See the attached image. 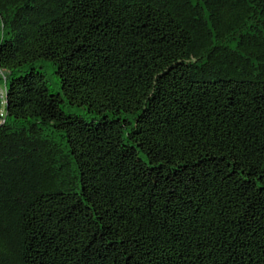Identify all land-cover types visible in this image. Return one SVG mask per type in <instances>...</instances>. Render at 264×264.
Listing matches in <instances>:
<instances>
[{
  "label": "trees",
  "instance_id": "obj_1",
  "mask_svg": "<svg viewBox=\"0 0 264 264\" xmlns=\"http://www.w3.org/2000/svg\"><path fill=\"white\" fill-rule=\"evenodd\" d=\"M0 74V264H264V0H0Z\"/></svg>",
  "mask_w": 264,
  "mask_h": 264
},
{
  "label": "rangeland",
  "instance_id": "obj_2",
  "mask_svg": "<svg viewBox=\"0 0 264 264\" xmlns=\"http://www.w3.org/2000/svg\"><path fill=\"white\" fill-rule=\"evenodd\" d=\"M0 75H2V74H0ZM2 111H4V107L2 108Z\"/></svg>",
  "mask_w": 264,
  "mask_h": 264
}]
</instances>
